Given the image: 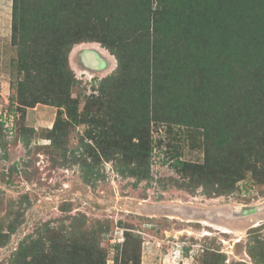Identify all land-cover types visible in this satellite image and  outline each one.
Returning <instances> with one entry per match:
<instances>
[{"label":"trees","instance_id":"16d2710c","mask_svg":"<svg viewBox=\"0 0 264 264\" xmlns=\"http://www.w3.org/2000/svg\"><path fill=\"white\" fill-rule=\"evenodd\" d=\"M12 5L15 68L25 75L12 84L11 104L15 99L29 108L49 105L72 119L77 102L70 97L75 81L67 54L89 23L100 25L101 38L94 42L114 56V77L121 88L114 93L116 103L106 101V119L117 129L109 142L100 134L106 159L126 166L129 177L147 180L150 124H157L202 133V165L214 161L215 171L205 175V167L175 159L174 170L194 169L192 182L183 184L187 188L201 186L215 196L226 195L244 179L248 165L264 168V0H12ZM96 93L98 102L105 98L102 85ZM61 114L52 130L60 128ZM80 122H85L82 116ZM236 156L241 172L232 170ZM80 227L47 229L49 249L31 238L17 247L11 264L104 260L101 242L109 232L107 222ZM8 229L14 231V221ZM141 245L139 236L124 232L123 242L113 249L138 264Z\"/></svg>","mask_w":264,"mask_h":264},{"label":"rangeland","instance_id":"374dc122","mask_svg":"<svg viewBox=\"0 0 264 264\" xmlns=\"http://www.w3.org/2000/svg\"><path fill=\"white\" fill-rule=\"evenodd\" d=\"M12 7V0H0V264H11L17 247L31 238L49 249L52 236L47 229L75 224L85 228L95 222L109 227L101 242L106 255L86 264H133L113 249L123 242L124 232L141 238L138 264H264V168L248 165L244 170L236 156L232 170H244V179L229 194L187 188L183 184L192 182L194 169L174 170L175 159L205 167V175L215 169L214 161L202 165V133L186 126L150 124L147 180L129 177L126 166L102 155L100 134L106 142L117 136L106 119V101L116 103L114 93L121 88L114 77V56L94 42L101 38L100 25L88 22L86 34L67 54L75 81L70 97L77 102L72 119L53 106L29 108L15 99L10 103L15 96L12 84L25 75L15 68ZM87 50L105 61L100 71L81 64L80 55ZM101 85L105 98L98 102L96 88ZM90 94L96 97L88 100ZM58 112L60 128L52 130ZM238 152L244 158L241 148ZM11 221L15 229L8 233Z\"/></svg>","mask_w":264,"mask_h":264},{"label":"water","instance_id":"95a60500","mask_svg":"<svg viewBox=\"0 0 264 264\" xmlns=\"http://www.w3.org/2000/svg\"><path fill=\"white\" fill-rule=\"evenodd\" d=\"M80 61L83 67L89 71H100L105 65V61L99 53L93 50L83 51L80 55ZM247 213V212H246ZM244 211L242 214H246Z\"/></svg>","mask_w":264,"mask_h":264},{"label":"bare ground","instance_id":"6f19581e","mask_svg":"<svg viewBox=\"0 0 264 264\" xmlns=\"http://www.w3.org/2000/svg\"><path fill=\"white\" fill-rule=\"evenodd\" d=\"M85 52V51H84ZM206 225V224H205ZM212 225V224H211ZM207 227V226H206ZM228 231V230H227ZM224 232H226V231H224Z\"/></svg>","mask_w":264,"mask_h":264},{"label":"crops","instance_id":"0c3cea01","mask_svg":"<svg viewBox=\"0 0 264 264\" xmlns=\"http://www.w3.org/2000/svg\"><path fill=\"white\" fill-rule=\"evenodd\" d=\"M189 264V263H188Z\"/></svg>","mask_w":264,"mask_h":264}]
</instances>
